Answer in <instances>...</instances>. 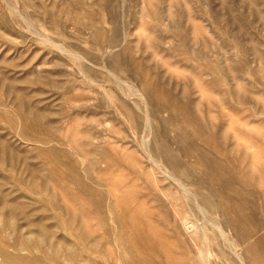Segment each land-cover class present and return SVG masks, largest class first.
Returning a JSON list of instances; mask_svg holds the SVG:
<instances>
[{
	"label": "rangeland",
	"instance_id": "374dc122",
	"mask_svg": "<svg viewBox=\"0 0 264 264\" xmlns=\"http://www.w3.org/2000/svg\"><path fill=\"white\" fill-rule=\"evenodd\" d=\"M215 223L264 234V0H0V264H241Z\"/></svg>",
	"mask_w": 264,
	"mask_h": 264
},
{
	"label": "bare ground",
	"instance_id": "6f19581e",
	"mask_svg": "<svg viewBox=\"0 0 264 264\" xmlns=\"http://www.w3.org/2000/svg\"><path fill=\"white\" fill-rule=\"evenodd\" d=\"M77 54V53H76ZM78 56V55H77ZM81 56V55H79ZM151 126V125H150ZM146 140V139H145ZM147 144V143H146ZM161 164V163H160ZM212 166V164H211ZM165 167V166H164ZM167 168H165V171ZM168 171V170H167ZM171 172V171H169ZM210 177L214 180L218 181L220 185L222 186V190L225 191L227 189L233 190L234 187L236 190L237 188H240L239 181L234 180V174L232 172H223L221 168L213 167L211 169ZM176 180L186 189L189 190L186 184L180 179L176 177ZM237 182V184H236ZM196 195V194H195ZM194 197V196H193ZM197 200V199H196ZM204 208V207H203ZM203 210V209H202ZM204 211V215H208L207 211ZM211 215V214H210ZM242 216V215H241ZM214 219V218H213ZM208 220V218H207ZM206 220V221H207ZM231 223H236L235 217L230 218ZM216 222V221H215ZM218 222V221H217ZM244 222V221H243ZM217 224V223H215ZM219 226L220 233L223 234L225 242H227V245L230 247L231 251L235 254V256L241 260V264H264V234H261L255 238V240L249 242L244 252H240L237 248L236 242L230 238V236L227 234L225 228H223L219 223L217 224Z\"/></svg>",
	"mask_w": 264,
	"mask_h": 264
}]
</instances>
